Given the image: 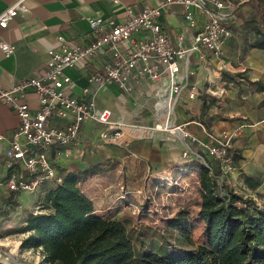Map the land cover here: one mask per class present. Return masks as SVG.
Listing matches in <instances>:
<instances>
[{"label":"crops","instance_id":"1","mask_svg":"<svg viewBox=\"0 0 264 264\" xmlns=\"http://www.w3.org/2000/svg\"><path fill=\"white\" fill-rule=\"evenodd\" d=\"M15 1L0 0V14ZM26 3L27 10L19 12L7 28L0 27V40L10 42L16 47L11 56H6L0 49V86L5 89L12 88L19 80L44 72L49 60L48 50L59 45L60 36L79 43L91 42L88 17L103 15L121 19L126 16V9L130 6L140 10L147 4L157 2L26 0ZM184 13L185 8L182 5H171L163 12L161 21L171 35L186 32L185 44L189 46L197 30L186 28ZM256 23L257 17L248 0H241L239 9L230 22L233 35L224 44L222 52L218 55L202 48V57L195 53L189 64L182 60L178 90L165 91L166 79L157 82L134 81L131 90L134 102L130 103L132 118L119 117L150 128L127 129L122 142L101 141L100 145H96V152L100 151L103 157L109 158L115 150L123 156L119 157L120 160L133 163V172L139 170L140 177L146 179L147 185L157 186L164 177L176 179L184 175L185 171H190L189 168L195 163L200 162L196 158L183 156L184 143L181 132L165 130L163 129L165 125L181 126L182 131L197 136L202 144H194V148L205 156L207 155L204 143L208 141L207 132L218 134L228 131L234 134L232 152L236 155L235 170L226 175L214 160L206 158L213 171H220L217 175L218 181L230 188L243 184L246 190H258L257 192L264 190V91H259L254 83L264 84V49L251 46L255 38ZM101 60L99 58L91 62L86 66V70L93 72L101 64ZM66 73L74 80V84L68 89L69 92L80 94L87 84L84 71L70 67L66 69ZM238 74L242 76H236ZM105 89L106 96H101L104 89L101 90L98 93V101L112 109L106 102L109 96L124 90L116 85H110ZM107 90L111 93L108 94ZM154 98L159 99L153 104L155 114L152 113L150 103ZM27 99L32 108L39 107V97L34 90L27 93ZM163 99L166 106L161 105ZM123 101L129 103L127 100ZM148 113L149 115H146ZM151 114L155 119L161 118L160 123L141 122L145 121L144 118L150 120L148 118ZM161 115L164 119L160 117ZM19 125L20 118L8 105L0 101V133L7 137L6 140L0 141V153L6 150ZM96 125L102 126L87 123L82 129L80 141L88 137ZM77 145L51 151V159L61 174L75 171V168L72 170L68 166L60 165L56 155L61 156L72 150L77 153ZM93 151L83 150L85 162L93 158ZM114 156L113 154L112 157ZM85 168H79L77 171ZM7 171L4 157L0 155V227L10 226L14 219L20 217L22 226L16 235L22 236L25 233L21 232V229L26 226L28 214L33 208L40 202L46 208V190L49 187L44 186L33 192L12 191L6 181ZM243 175L263 178V183L252 189L245 183ZM45 208H41L40 212H45L47 210Z\"/></svg>","mask_w":264,"mask_h":264},{"label":"built area","instance_id":"2","mask_svg":"<svg viewBox=\"0 0 264 264\" xmlns=\"http://www.w3.org/2000/svg\"><path fill=\"white\" fill-rule=\"evenodd\" d=\"M156 2L140 10L130 6L121 19L103 15L88 17L91 42L79 43L60 36L59 45L48 50L49 60L44 72L19 80L10 89L0 86V101L20 118L12 140L0 153L8 169L6 181L10 190L33 192L62 183L64 175L55 167L51 151L79 144L82 129L87 123L102 125L103 139L110 142L123 140L127 129L150 128L116 117L108 105L98 101V93L110 85L129 92L134 81L157 82L163 79L167 80L165 91L178 90L182 60L189 64L193 54L198 53L202 57V48L218 55L222 52L224 44L233 35L230 22L241 0ZM175 4L185 8L186 28L197 30L189 46L185 44L186 32L171 35L161 21L163 12ZM27 8L26 0H16L0 14V27L7 28L14 17ZM0 49L6 56H11L16 47L0 40ZM99 58L102 59L101 64L93 72H88L86 66ZM70 67L84 71L86 76L87 84L80 94L68 90L74 84L66 73ZM30 90L39 97L38 108H32L27 99ZM163 129L181 132L185 158H196L211 172L213 167L207 162L208 157L226 175L235 170L234 134L228 131L218 134L207 132L205 156L194 148V144H202L197 136L182 131L178 125H165ZM6 139L0 133V141ZM40 207L36 206L33 213L40 212Z\"/></svg>","mask_w":264,"mask_h":264},{"label":"trees","instance_id":"3","mask_svg":"<svg viewBox=\"0 0 264 264\" xmlns=\"http://www.w3.org/2000/svg\"><path fill=\"white\" fill-rule=\"evenodd\" d=\"M248 3L257 17L251 46L264 49V0ZM254 83L264 91L262 82ZM189 169L198 171L197 218L204 221L205 238L201 244L192 238L194 224L184 209L169 220L175 242L161 236L163 245L157 251L136 250L125 222L96 214L94 200L79 186L80 181L101 172L93 166L67 172L62 183L46 190L47 210L28 214L21 232L29 234L21 247L40 249L48 264H264V203L257 204L219 182L220 171L211 172L202 162ZM243 178L252 189L263 183V178ZM0 264L7 263L0 260Z\"/></svg>","mask_w":264,"mask_h":264},{"label":"rangeland","instance_id":"4","mask_svg":"<svg viewBox=\"0 0 264 264\" xmlns=\"http://www.w3.org/2000/svg\"><path fill=\"white\" fill-rule=\"evenodd\" d=\"M105 90L101 91V96H106ZM107 93L109 94L111 91L107 90ZM123 100L129 101V103H125ZM158 100V98H154L150 101L153 114L156 113L153 104ZM163 101L165 102L164 99ZM106 102L112 106L116 117L132 118L130 106V103L134 102L132 91H119L117 94L109 96ZM160 117L164 119L162 115ZM135 118L137 119V117ZM144 119L145 121H141L142 123H154L155 121L160 123L161 120V118L155 119L152 114L148 118L150 120ZM102 130V126L99 125L92 128L89 136L77 145V153L72 150L66 151L61 156L56 155L60 165L68 166L72 170L75 168V171L82 167H100V173L79 182L83 192L94 200L96 214L123 220L136 250L157 251L158 247L163 245L161 236L175 240L176 233H172L168 229L169 220L177 216L181 210H189L194 224L191 232L192 238L195 244H201L205 238L203 234L204 221L197 218L201 202L197 183L198 171H185L184 175L175 180H167L169 177H164L161 184L157 186L147 185L146 179L140 177L139 170H136V173L133 172V163H127L124 159H121V162L119 157L123 156L116 153L115 150L109 158L103 157V153L100 151L96 152V145H100L101 141L110 143L103 139ZM86 149L94 150V155L92 159L85 162L83 150ZM113 154L114 157H112ZM243 186V184H239L232 189L245 198H253L257 204L264 203V190H259V192H257L258 190H246ZM38 205L41 206L40 209L45 208L41 202L36 206ZM21 222L22 220L18 217L11 222L10 226L0 227V260L7 264H48L40 249L21 247L23 238L29 234L26 232L22 236L16 235L22 226ZM10 249H15V252L10 254L8 252Z\"/></svg>","mask_w":264,"mask_h":264},{"label":"bare ground","instance_id":"5","mask_svg":"<svg viewBox=\"0 0 264 264\" xmlns=\"http://www.w3.org/2000/svg\"><path fill=\"white\" fill-rule=\"evenodd\" d=\"M165 100V99H164ZM163 104V106H166L165 105V102L164 101H162L161 102V105ZM15 247V246H14ZM17 248V247H16ZM10 254H13V252H15V249H10L9 251H8Z\"/></svg>","mask_w":264,"mask_h":264}]
</instances>
